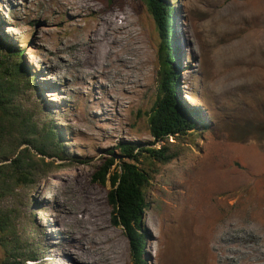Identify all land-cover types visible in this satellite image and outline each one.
I'll return each instance as SVG.
<instances>
[{
    "label": "rangeland",
    "instance_id": "374dc122",
    "mask_svg": "<svg viewBox=\"0 0 264 264\" xmlns=\"http://www.w3.org/2000/svg\"><path fill=\"white\" fill-rule=\"evenodd\" d=\"M64 1L0 0V61L16 48L25 50L32 76L31 85L4 77L10 110L18 122L56 127L63 148L76 158L46 159L64 167L5 201L14 216L0 243L27 241L38 253L37 264L90 263L95 255L85 252L92 239L84 226L89 228L92 218L115 236L118 264H134L129 237L112 218L110 184L94 181L112 152L120 164L116 148L125 141L165 146L175 156L168 165L146 155L133 161L152 175L142 221L143 264H204L209 232L221 238L223 264L251 259L255 264L252 234L260 237L264 252V0H166L175 11L180 42L176 97L184 108L198 111L201 121L188 134L165 142H156L148 124L159 97L163 59L147 0H90L95 7L76 18V11L60 7ZM244 9L248 14L242 12L239 20ZM116 12L121 18L123 12L131 15L142 35L131 83L122 82L114 69L100 75L87 64V30ZM243 40L247 57L239 53ZM4 256L0 244V262Z\"/></svg>",
    "mask_w": 264,
    "mask_h": 264
},
{
    "label": "trees",
    "instance_id": "16d2710c",
    "mask_svg": "<svg viewBox=\"0 0 264 264\" xmlns=\"http://www.w3.org/2000/svg\"><path fill=\"white\" fill-rule=\"evenodd\" d=\"M147 2L162 38L160 51L163 59L159 97L149 114L148 124L156 142H165L171 137L193 131L201 120L198 111L184 108L176 97L181 66L178 62L180 42L175 32V11L166 0ZM24 54L25 50L19 52L16 48L14 54L0 61V233L11 228L14 216L13 210L5 209V201L15 197L20 187H33L41 178L64 167L55 162H46V159L76 160L63 148L64 142L56 127L18 122L19 119L10 110L12 97L3 79L9 76L19 83L31 85L32 76L27 73ZM116 150L121 154L120 164L117 165L116 154L112 152V156L97 168L94 181L103 186L110 184L108 200L113 221L129 237L134 264H143L145 235L142 221L150 206L148 190L152 186V175L133 161L138 162L146 155L149 159L168 165L175 156H171L165 146L160 149L147 148L141 143L125 141ZM33 153L42 156L41 160L36 161ZM0 244L5 252L0 264H37L38 253L29 249L27 241L15 239L11 244Z\"/></svg>",
    "mask_w": 264,
    "mask_h": 264
},
{
    "label": "bare ground",
    "instance_id": "6f19581e",
    "mask_svg": "<svg viewBox=\"0 0 264 264\" xmlns=\"http://www.w3.org/2000/svg\"><path fill=\"white\" fill-rule=\"evenodd\" d=\"M58 4L60 5L61 8H63V11L67 10V7H70L73 11H76L72 15L75 18L77 16H79L82 11L89 10V9L95 7L92 4V1H90V0H65L64 2H59ZM260 5H262V4H260ZM242 12H245L246 15L248 14L246 9H244V11L240 10L238 13L239 17L237 15L238 19L241 18L242 16L244 18L245 14ZM122 14L125 15L124 18H121L120 14L116 12L115 14H113L108 19H102V20L98 21V23L96 25H94V27L92 26V29L87 30V34H88L87 35V37H88L87 42L88 43L86 45L88 46L87 56L89 59L87 64H88V68L91 71L95 72V74L99 73L100 75L109 74V71L111 69H114L116 74H117L116 76L121 78L122 82L124 81V82L128 83L131 81L132 74L134 73V70H135L134 56H136V54H138L140 52V48H138V43H139L138 40L140 39V36H142V35L140 33H138V30L135 28V25L131 21V15H128L127 12H123ZM220 19H221V17H220ZM176 20H177V17H176ZM176 20H175V24H176ZM249 35H250V33H249ZM254 40H255V38H254ZM246 41H247V39H246ZM246 41L243 40V41L238 43L239 53L241 56L246 55L247 48H248ZM143 43H144V41H143ZM254 47H256V46H254ZM102 51L104 53V61L105 62H101V60L99 58V55ZM247 55H246V57H247ZM256 215H258V214H256ZM90 221H91V224L89 225V228H87L86 226L83 225L86 228L85 229L86 231L85 230L84 231L92 239L91 244H88L89 247L86 248L85 252L87 254L89 251H91L94 253L95 257L91 258L92 262H90V263L88 261H85V262L82 261L84 258L83 257L81 260L82 261L81 264H118L119 259H117L118 257L116 256L117 254L115 251L116 250L115 236L109 230H107L105 225L103 223H100L98 221V219H94L92 221V218H91ZM232 228H234V229L237 228V225L235 224L234 226H232ZM238 228H239V226H238ZM215 232H217V231H215ZM225 232H226V230H225ZM219 235H220V233H219ZM257 236L252 234L250 236L251 240L249 242L251 244L255 245V248H256L255 253H257V256H258L257 257L258 259L256 260V262L263 264L264 263V252L261 249V247H259L260 246V242H259L260 237H257ZM218 237L219 236H216L215 234L210 235V232L207 233V235L205 237L206 241H204V245L206 246V250H207V252H206L207 255H206L204 264H223V256L225 255V253L223 251V246L221 245V242H220L221 238L219 239ZM84 250H85V248H84ZM87 256H88V254H87ZM231 256H233V255H231ZM233 259L234 258H231L228 256L226 257L227 261H230ZM256 262H255V264H256ZM252 263H253L252 259L246 262V264H252Z\"/></svg>",
    "mask_w": 264,
    "mask_h": 264
}]
</instances>
